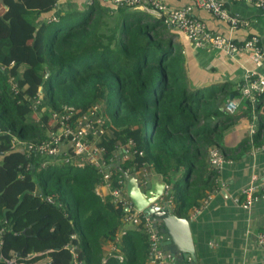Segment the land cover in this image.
Instances as JSON below:
<instances>
[{"label": "trees", "instance_id": "obj_1", "mask_svg": "<svg viewBox=\"0 0 264 264\" xmlns=\"http://www.w3.org/2000/svg\"><path fill=\"white\" fill-rule=\"evenodd\" d=\"M57 1L0 3V264H146L141 226L129 225L114 251L103 250L127 212L96 193V166H73L65 140V154L55 158L13 149L12 141H45L52 114L70 108L75 120L97 106L106 131L87 140L103 149L111 187L126 172L156 173L168 187L171 213L189 219L219 187L210 150L226 161L251 147L264 152V93L253 112L241 102L229 113V96L240 98L235 84L192 85L162 18L145 21L146 14L122 8L105 13L97 2L54 16ZM252 121L255 133L232 148L230 133Z\"/></svg>", "mask_w": 264, "mask_h": 264}, {"label": "built area", "instance_id": "obj_2", "mask_svg": "<svg viewBox=\"0 0 264 264\" xmlns=\"http://www.w3.org/2000/svg\"><path fill=\"white\" fill-rule=\"evenodd\" d=\"M103 1L111 4L114 8L132 9L135 6L143 5L155 10L161 14L167 29L183 33L189 42L198 48L212 49L229 59H234L239 54L245 53L253 69L244 70L240 80L235 84V89L239 93L240 98L228 100L226 111L232 113L241 102H249L253 112L256 97L264 93V73L262 74L264 53L259 38L253 36L243 42H236L230 35L211 32L201 20L193 15V9L207 12L219 21L226 23L230 32L246 27V20L233 15L227 10L224 7L223 0H191V5L179 9H171L164 3V0ZM232 1L251 4L264 13V0ZM38 104L39 98L33 101L32 108L35 109ZM97 110V106H95L88 114L75 120H72L73 112L70 108L65 109L64 113L52 114L47 140L39 143H23L14 139L12 148H24L28 152L55 158L64 153L60 148L62 140L67 141L69 148H71V153L75 156L76 161L74 163L76 166L83 167L84 164L89 163L98 168V172L102 175V185L108 189L112 204H120L127 212L123 218V223L131 226H141L143 229L148 242V260L146 264H192L189 257L177 262L175 256L162 249V236L158 230V225H155L149 217L134 208L132 202L126 196L124 178L117 181L118 187H111V182L109 181L111 171L103 158V149L95 147L92 142L87 140L89 137L95 139L106 131L105 120L96 114ZM252 117L254 118L253 114ZM254 133L255 122L252 121L248 127L249 137L251 138ZM132 147L133 144L129 141L128 145L122 148L125 159L130 156ZM208 159L210 166L218 175L226 160L216 149L209 151ZM69 161L70 156L68 155L65 162L69 163ZM145 175L146 173L140 175L141 181ZM220 186L224 187V184H220ZM167 191L168 187L165 185L164 194L157 201V204L161 206L166 204L167 209L171 212L173 204L170 197H168ZM233 202L244 210H250L254 202H261L264 205V181L260 180L257 175H252L249 181L241 187ZM198 214L199 209L194 210L188 220H194ZM1 232L2 230H0V234ZM257 243L264 250V230L257 234ZM73 250L74 248L71 247L70 252L73 253ZM114 250L115 248L113 247ZM8 263L17 264L14 260ZM73 264L80 263L74 262Z\"/></svg>", "mask_w": 264, "mask_h": 264}, {"label": "crops", "instance_id": "obj_3", "mask_svg": "<svg viewBox=\"0 0 264 264\" xmlns=\"http://www.w3.org/2000/svg\"><path fill=\"white\" fill-rule=\"evenodd\" d=\"M223 1L224 7L233 15L246 20V27L230 32L226 23L207 12L193 9V15L211 32L230 35L236 42L258 37L264 53V13L251 4ZM93 2H97L105 13L114 12L116 9L103 0H58L56 9L51 14L56 16L64 10H82ZM164 3L171 9H179L191 5L192 2L164 0ZM143 19L146 21V18ZM167 30L174 35V44L179 46L185 57V74L192 85L207 87L224 81L237 84L245 69H253L245 53L229 59L212 49L196 47L181 32ZM262 68L263 74L264 67ZM234 133L236 140L233 138ZM234 133H230L228 141L232 148L237 149L240 140L248 135V128ZM72 165L76 166L74 161ZM142 173L150 172L142 168L135 174L140 179ZM252 175H257L264 181V152L252 147L240 159L227 160L223 165L215 181L219 187L207 195L198 208L199 214L190 221L196 256V261L192 264H264V250L257 243V234L264 230V205L254 202L250 210H244L233 202ZM220 184H224V187ZM96 193L100 197L109 195L108 189L103 185L97 187ZM193 212L194 210L190 212L189 217ZM127 227L130 226L124 225L113 241H105V252L113 251L114 244L120 240Z\"/></svg>", "mask_w": 264, "mask_h": 264}, {"label": "water", "instance_id": "obj_4", "mask_svg": "<svg viewBox=\"0 0 264 264\" xmlns=\"http://www.w3.org/2000/svg\"><path fill=\"white\" fill-rule=\"evenodd\" d=\"M2 3V0H0ZM132 11H139L154 19H160L161 14L149 9L143 5L135 6ZM49 71L45 70L46 79ZM230 95L228 100L233 99ZM126 196L132 202L134 208L145 214L155 225H158L162 236L161 246L165 252L175 256L176 261L190 258L192 262L196 261L193 240L190 231V221L184 218L175 217L166 207L157 204V201L164 194L165 182L162 177L156 173H147L142 181L135 173H124ZM144 182V184H142Z\"/></svg>", "mask_w": 264, "mask_h": 264}, {"label": "rangeland", "instance_id": "obj_5", "mask_svg": "<svg viewBox=\"0 0 264 264\" xmlns=\"http://www.w3.org/2000/svg\"><path fill=\"white\" fill-rule=\"evenodd\" d=\"M145 18H146L147 21H152V17L149 16V15H145Z\"/></svg>", "mask_w": 264, "mask_h": 264}]
</instances>
